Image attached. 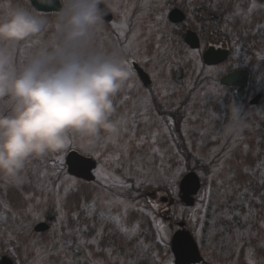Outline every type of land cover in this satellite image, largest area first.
<instances>
[{"label": "clouds", "instance_id": "clouds-1", "mask_svg": "<svg viewBox=\"0 0 264 264\" xmlns=\"http://www.w3.org/2000/svg\"><path fill=\"white\" fill-rule=\"evenodd\" d=\"M37 2L59 5L54 28L46 16L11 0L0 13V181L11 185L22 182L29 159L65 151L74 142L89 151L101 137L106 142L118 137L124 120L113 98L132 75L123 50L95 43L119 0ZM38 38L19 61L20 47ZM227 94L217 89L214 96L220 100ZM223 107L222 134L239 135L246 126L242 106L229 100Z\"/></svg>", "mask_w": 264, "mask_h": 264}, {"label": "rangeland", "instance_id": "rangeland-1", "mask_svg": "<svg viewBox=\"0 0 264 264\" xmlns=\"http://www.w3.org/2000/svg\"><path fill=\"white\" fill-rule=\"evenodd\" d=\"M127 0H119L121 6L126 2ZM250 1L249 10L256 9L257 7L261 6L260 4H263L264 6V0H260L261 3L257 4L259 2L258 0H248ZM155 0H137V3L132 6V2L127 6V9H123L124 12H127V14H124L122 11L121 16L116 22H111V27L114 31H111L113 34H117V36L121 37L123 41H126L125 44L127 47L117 46V48L124 51V57L125 55L127 58L130 57H136L140 58L141 56V50L137 46H135L132 41L136 44V41L141 40V36L139 33L138 25L135 23L138 20H140L141 27L145 30H152V28L160 31H165L166 27L161 25V18L159 17V13H155V11L152 8L153 3ZM214 5V4H212ZM236 6V5H235ZM239 6H236L235 8H238ZM118 14V12H116ZM142 17L140 14H142ZM42 15L48 14V13H41ZM51 14V13H50ZM52 17L53 15H49ZM141 17V18H140ZM123 18H127L128 23L123 22ZM227 18V16L225 17ZM224 18V19H225ZM223 19V20H224ZM223 24H225V21H223ZM152 27V28H151ZM102 27H100L101 29ZM216 28H219V25H216ZM221 28V26H220ZM99 29V30H100ZM138 29V31H137ZM98 30V31H99ZM109 31V29H107ZM132 39V41H131ZM112 40H115V38H110L107 40L108 42L114 43ZM30 42H28L29 44ZM112 43L110 44L109 50L112 49ZM139 43V42H138ZM235 43H233L234 46ZM168 44L163 46L164 53L158 52V49L155 47L154 52L151 54L152 57L159 56L158 58H161V63H164L166 65V68H169L170 64L174 63L175 67H180V65L183 67L181 70L183 72V78L182 83L184 84L186 88V93L188 100V104H192L193 100L199 101L198 98V91L197 89L200 88V94L202 97L203 102L210 101L213 98V92H215V88L211 85L215 83V79L219 77L218 73H221L222 69L221 67H204V65L199 61L200 59V51H191L186 53V59L190 60V64H185V61L176 59L175 61L168 62V64L164 61L166 58L164 54L166 55H173L172 51H182L184 49L183 45L177 44V45H170ZM127 48V49H126ZM184 51V50H183ZM196 52V53H195ZM143 53H147L143 49ZM158 53V54H157ZM27 51L23 48L21 55L17 56L18 60L21 61L23 57L27 55ZM199 56V57H198ZM248 57L241 55V51L239 50V46L235 48V51L233 52V55L231 56L230 61H228L226 64L227 66L235 64H244L248 63ZM189 63V62H188ZM211 84V85H208ZM242 118L252 114V111L244 108H242ZM187 111L189 112V105L187 108ZM129 115V114H128ZM127 115V116H128ZM133 116V121H124L128 124L124 125H131L135 129L134 123V117L135 114H131ZM127 131V127H124L123 133L124 135H119L118 137L112 139L111 141H105L103 138L101 139V144L98 145V152H101L102 149L108 147L109 148L105 151V156H101L100 154H96L94 149L89 150V152L94 153L92 156L96 158L97 166L96 169L93 171L95 174V181L94 185H91L93 187H100L97 188V196H104L107 199L111 198L112 203L110 205H104L98 208L97 212H92V208L97 206V202L91 203L84 201L79 206L81 207L79 211L70 210L67 211V208H65L63 202L64 197L61 198V200H58L57 198H53L51 201L52 207H47L46 205H42V207L36 209V212L31 213L30 221H33V224L37 221H41L43 218V213L47 208H50L54 212V219L51 222V225L49 227L48 233H53V237L50 239V245L49 247H55L53 248L54 251L46 250L37 254L36 253V259L35 261L31 260V258H26L25 256H21V254H16L15 260L17 264H57L56 261H51L50 259V252H59L60 259L62 261H59L61 264H75L77 261L83 263V264H106L105 262L101 261L100 259H95L91 257L90 251L88 249V246H93L95 251H99V236H100V227L103 224L111 223L116 230H118L119 235L122 236V234L129 238L136 234L138 231V225H132L129 226V223H123L121 222L125 216V214L132 208V207H138L141 211H146L149 216L152 218L154 226L156 228L158 238L161 240V242L169 243V240L176 229L170 228L168 226V222L163 220L162 213L167 212L168 215H171L173 220L180 218L183 221H186V229H188L194 236H196L199 241H201L200 246L202 245L203 248L209 247V250H206V256L207 259L210 260L212 252H216L214 248L219 246H222L224 249L222 251L224 252H230L231 249L233 251H238L239 247L242 245L241 240L248 235L250 232V228L248 227L247 221L249 219L248 215L250 213V207L248 204L245 205L246 212L248 213L246 216H242L240 220L236 223L237 225L235 227H230L231 229L227 228V226L223 227V234H220V230L222 229L218 225H220L221 219L230 220L231 214L230 212H221L217 213L215 210V206L212 203L211 200V193L207 192V183L211 181L212 177L216 174V172L219 170L221 165V159L219 162L212 163V166L210 165L209 171L206 173L200 171V174L204 175V187L201 192H199L196 195V202L193 207L186 208L180 205L179 201H177V182L180 178L179 175H181V169L189 168L192 166H195V160H200L202 162L203 157L200 153H197L196 155H191V152L188 148L189 143L187 141L186 146V157L185 159H182L180 161V166L176 165V168L171 171H162L160 167L153 169L151 165L149 164L151 158L153 157V152H151L144 161L142 162H133L135 159H132L131 162L122 160H119V154L121 151V154H126L127 151L131 149V146L129 145V142H132L131 140L134 138L133 135H125V132ZM133 129L129 130V133L132 132ZM155 131L153 135L151 136L152 140L155 136ZM205 138L208 136L205 135ZM239 136L233 135L230 136V139H228L227 142L222 144L223 149V159L228 155V149L233 142L235 141ZM123 140L122 142H118V140ZM223 140H221L222 142ZM76 142H74L71 146H74ZM121 143V144H119ZM133 143V142H132ZM112 145V146H110ZM71 146L62 152L57 153L55 156H50L47 158L48 162L45 167H42V171H38L40 180L38 181L41 183L44 180V177H46L48 174H57L60 171V179L56 183V187L58 189L61 187L62 195H65L66 193L70 192L75 187V181L71 176H69L66 173V169L64 166V156L68 150L71 149ZM77 147V146H76ZM79 152L83 154H87L89 152H86L84 150H81L79 147H77ZM206 153V152H205ZM227 154V155H226ZM159 161L162 160V153H159ZM219 157L217 158V160ZM136 160H140L137 158ZM185 160V161H184ZM263 160V159H261ZM29 161V160H28ZM207 161H209V158L207 157ZM212 162V161H211ZM209 161V164L211 163ZM111 165V166H110ZM31 166L34 170L38 169L35 167L34 163H31ZM115 168L125 170V173H133V175H122L117 174V172L114 170ZM195 170V169H194ZM47 173V174H46ZM264 175V161L260 162L257 167L254 169V178L256 180L260 179ZM101 177H104V179H101ZM163 177L165 182L163 181ZM161 178V179H160ZM147 184H151L153 186H149L151 189H149ZM160 184H166L164 186L165 192L161 194H166L171 196L174 199L173 204L168 203H161L158 199L151 200L147 197L146 191L144 190V187H146V190H156ZM130 186H133L134 188L130 189L132 196H128L125 194L126 198L119 194V192H123L125 189L127 191V188ZM139 187V188H137ZM154 187V188H153ZM107 191L104 192V190ZM141 190H138L140 189ZM129 190V191H130ZM248 189H246L247 191ZM125 193V192H124ZM63 201V202H62ZM120 205V207H119ZM78 206V207H79ZM120 208V209H119ZM77 209V208H76ZM73 211V212H72ZM239 214V213H238ZM0 222L4 221V217L2 214V211L0 212ZM126 215L125 217H127ZM220 216V217H219ZM88 218V221H86L84 218ZM71 220V225L73 223V226L68 227V220ZM176 221V220H175ZM249 221V220H248ZM29 222V223H31ZM104 222V223H103ZM101 225V226H100ZM233 225V223H232ZM231 225V226H232ZM62 226H66L64 230L62 229ZM88 230H93L92 237H86V232ZM243 228V229H241ZM122 233V234H121ZM227 233V234H226ZM56 234V235H54ZM218 234L217 237V243L214 242L213 236ZM229 234V236H228ZM96 238H95V237ZM94 237V238H93ZM162 238V239H161ZM96 240L95 243H89V241ZM99 239V240H98ZM235 241V242H234ZM228 242H233V245H231L230 249L226 250L227 245H229ZM236 248V249H235ZM147 247L145 246V250ZM10 254L12 256L10 248L8 249ZM144 250V251H145ZM46 252V257H45ZM108 251H105V254H107ZM251 253L252 249L247 250V255L250 257L248 259V262L251 263ZM68 256V258H67ZM141 256V255H140ZM122 258V256H117V258ZM13 258V257H12ZM114 259V261H115ZM125 261H122L120 259L119 264H127L129 261L126 260V257H124ZM75 260H77L75 262ZM64 262V263H63ZM172 262V259L170 260ZM199 264H205V263H199Z\"/></svg>", "mask_w": 264, "mask_h": 264}, {"label": "trees", "instance_id": "trees-1", "mask_svg": "<svg viewBox=\"0 0 264 264\" xmlns=\"http://www.w3.org/2000/svg\"><path fill=\"white\" fill-rule=\"evenodd\" d=\"M210 1L214 4L213 6H216V8L225 15V17L227 16V18L224 19L225 24L222 23L223 25L221 28L218 30L215 29L214 32H212L210 41L228 47L230 50L229 59L233 55L235 48L239 46L241 55L252 59L250 64L247 65V67L251 69L252 82L264 80L263 4H260L261 6L256 9L249 10L251 2L248 0ZM258 1L257 4L261 3L260 0ZM9 2L10 0H0V13L8 8ZM11 2L13 4H23L25 7L34 11L28 0H11ZM235 5L239 7L235 8ZM36 13L42 15L41 13ZM55 14L56 13L54 12L42 15L49 19L50 28L55 27ZM49 15L53 16L50 17ZM113 42L114 43L101 41L98 35L95 37V43L97 46L107 50H109L111 43L112 49L117 48L115 40H113ZM233 43H235L234 46ZM38 44L39 38L30 41L29 44L27 43L26 45L21 46L17 56H22L21 52L23 48L29 53ZM23 59L24 57L21 61ZM262 93L264 96V88ZM198 96H201L200 88H198ZM262 98V105H264V97ZM196 105L197 109L200 110V101H198ZM209 106L210 103L203 104L205 110ZM257 118L261 125L264 124V117ZM151 126L154 130L157 129L158 125L155 120L151 119ZM120 135H124V133H121ZM152 135L153 133H151L148 138L151 139ZM160 137V140L157 139L155 142L149 140V144H146V146L149 147V150H153L154 145H156L164 156V165L161 166L166 170H170L175 165L179 164L178 158L176 159V157H174L175 148L173 145H166L164 138L162 136ZM263 137L264 129L258 130L252 126L248 130L247 147H236L233 154H231L228 157V160L224 162L223 171L220 170L221 172L219 171L217 175L220 184H217L218 187L214 194H211L214 198L217 213L230 212L231 214L230 220H220V225H218L222 228L219 231L220 234L223 233L222 226H227V228H229L233 223L235 227L240 218L248 214L245 209L246 204L250 207V213L248 215L249 221H245L250 228V232L241 240L242 245L236 252L233 251V249H231L230 252H224L222 251L224 248L217 244L218 247L214 248L216 252L210 253V260L207 259L206 256V250H209V247L203 248L201 245L200 247L205 257L203 263L205 264H261V262H264V175L258 180L254 178V169L260 162L264 161V142H259ZM99 144H101L100 138L94 147V151L96 154L98 153L101 156H105V151L107 149H102L101 152H98V150L101 149H98ZM76 146L79 147L78 143L71 146V149L79 150ZM106 154H108V152ZM55 155H57V153L26 161L22 173V182L19 185H11L0 181V212L2 211L3 216L5 215L4 221L0 222V253L2 251L9 253L10 251L8 249L10 248L11 252H15L12 253L13 259H15L16 254H21V256L31 258V260L35 261L36 251L37 254L40 253V251H54L53 248L55 247H49V242L51 237H53L54 232L47 234V230L42 233H35L32 230L33 221H30L31 213L36 212V209L42 207L43 204L47 207H52L50 200H53V198L61 200L64 196V202H62L65 208H67V211H78V209L81 208L79 205L84 201L88 202L89 200H92L93 196L97 193L96 188H100L91 186L94 185V181L87 182L81 179H74L76 184L75 187L70 192L62 195L61 187L59 189L56 187V183L60 179V171L57 174H48L44 177V180L39 183L38 181L40 178L38 171H42V167L47 165L48 157H53ZM155 158L157 160V154H155ZM31 163H34L35 167L38 169L34 170ZM167 165L170 168L167 167ZM164 181L163 178L162 182ZM246 189L248 190L246 191ZM97 198H99L100 201L106 199L104 196H98ZM132 212L134 213H132L131 216L128 215V220L133 221L138 225L137 236L131 240L123 239V237H120L117 233L118 236L115 235V238L110 237V225H107L106 232L108 234L104 242L108 253L102 254V260L106 261L107 264H119L120 259L123 258L122 261H125L124 257H126V260L129 261L127 264H165L167 257L170 256L168 244L161 242L158 238L156 228L154 227L151 218L145 212L140 210H134ZM71 222L72 221L69 219L68 227L73 226V223L71 225ZM63 227L66 228V226H62V229L60 228V230L63 231ZM85 234L86 237H91L93 230H88ZM217 237L218 234L213 236L215 243H217ZM199 242L201 244V241ZM228 243L229 245H227L226 250L230 249L231 245H233V242ZM145 246L147 247L146 250ZM248 249H252L250 255L252 260L251 263L248 262V259L250 258L247 255ZM119 253H121L122 258L115 259ZM59 254V252H50V260L56 261L57 264H61L59 261L62 260L60 259ZM95 255L100 257L98 254ZM76 261L77 260H75V262ZM77 262L75 264H77Z\"/></svg>", "mask_w": 264, "mask_h": 264}, {"label": "flooded vegetation", "instance_id": "flooded-vegetation-1", "mask_svg": "<svg viewBox=\"0 0 264 264\" xmlns=\"http://www.w3.org/2000/svg\"><path fill=\"white\" fill-rule=\"evenodd\" d=\"M163 2V0H160ZM167 1V4L165 3ZM163 3H153L152 8L155 13H159V17H163L164 22L166 16L170 9L177 7L184 14L185 19L181 23H167L164 25L167 27L165 31H160L152 28V30H145L141 27V22L138 20L135 22L138 25L139 33L141 36L140 41H136L137 46L141 50L140 58L130 57L124 58V62L130 66L131 77L126 82L125 86L120 90V92L113 98V103L117 111L125 114L121 115L124 121H133V116L135 114L134 123L135 124V134L136 137L132 139L134 144L133 155L137 156L139 153L147 154L149 147L150 138H148L151 133L157 130L156 138L160 140L162 134L166 145H173L175 148V154L177 153L179 159H185L186 157V146L187 141H195L203 136L204 129L208 125L207 122H203V113L197 109L196 103L188 104L190 102L187 97L186 88L180 80V83L175 81V73H170V66L166 68L164 63H161V58L159 56L152 57L151 54L154 52L155 47L158 52L164 53L163 46L168 44L177 45L181 44L186 46L183 40V32L190 29L196 33L199 38V48L201 46H209L212 42H209L211 33L215 30L217 21L221 20L215 18L213 13H218L215 7H210L208 2L203 0H165ZM132 6L137 3V0H131ZM165 3V4H164ZM189 14V18L187 14ZM220 14V13H219ZM141 18V17H140ZM215 18V20H214ZM126 23L128 21L126 20ZM138 31V29H137ZM206 43L203 41L202 37ZM120 46L125 45L127 42L123 41L121 37H118ZM139 42V43H138ZM206 43V44H205ZM198 48V49H199ZM143 49L147 52L143 53ZM197 50V49H190ZM158 54V53H157ZM166 57V54H164ZM165 62L168 64L171 61L168 58H164ZM137 63L148 75L150 82L144 84L138 74L136 73L133 63ZM170 63V62H169ZM177 69L175 72H177ZM224 75V74H223ZM221 75L215 81V90L217 89H227L228 94L220 100H216L213 92L214 102L216 103L215 113L212 115L211 124L213 130L211 134H217L218 140L225 139L222 134V113L224 111V105H226L229 100L234 97L235 86H223L219 83ZM149 85V88L147 87ZM256 83L248 80V89L246 93V105L244 108L253 111L259 109L258 106L249 105L248 99L256 93H253ZM194 101V100H193ZM189 105V112L187 111ZM193 109H196L193 114ZM130 116H127V115ZM207 118V117H206ZM151 119L155 120L158 127L154 130L151 126ZM124 124H128L124 122ZM154 130V131H150ZM260 142H264V138L260 139ZM185 161V160H184ZM182 171H185L182 170Z\"/></svg>", "mask_w": 264, "mask_h": 264}, {"label": "water", "instance_id": "water-1", "mask_svg": "<svg viewBox=\"0 0 264 264\" xmlns=\"http://www.w3.org/2000/svg\"><path fill=\"white\" fill-rule=\"evenodd\" d=\"M31 5L38 11H57L59 5L53 6H45L41 5L37 2V0H30ZM177 10H172L169 14V17L172 20H179L181 16H176ZM105 20L111 19V13L104 17ZM185 41L191 47H197V37L196 35L187 30L184 32ZM228 54V50L222 48H214L212 46L208 47L202 54V60L205 64L212 65L217 64L223 61ZM137 67V66H136ZM138 73L141 76V79L145 81L143 78L145 74L138 69ZM143 74L144 76H142ZM179 74V73H177ZM248 77V71L246 70H237L228 73L224 77L221 78V83L232 85V84H241L243 88L240 92H237L235 95L236 99H243L245 96L246 90V79ZM242 93V95L240 94ZM244 94V95H243ZM259 95L254 97L251 100V103L257 102ZM65 164L67 166V172L73 176L78 178H82L84 180H92L94 178L91 170L95 167V162L88 157H85L79 154L76 151H69L65 156ZM200 186L199 178L194 172H189L185 176H183L179 182V192L178 196L181 199L182 204L184 205H192L193 204V197L198 188ZM151 198H155L156 195L154 193H149ZM162 201H166L165 197L160 198ZM53 214L50 211L46 212V218L51 219ZM183 222H180L179 225L183 226ZM47 228V224L45 222H39L34 226L35 231H43ZM171 249L174 253V264H190L195 263L201 260L200 253L198 251V247L190 234L185 230H178L174 233L172 240H171ZM0 264H14L13 261L9 258L7 254H1L0 256Z\"/></svg>", "mask_w": 264, "mask_h": 264}, {"label": "snow or ice", "instance_id": "snow-or-ice-1", "mask_svg": "<svg viewBox=\"0 0 264 264\" xmlns=\"http://www.w3.org/2000/svg\"><path fill=\"white\" fill-rule=\"evenodd\" d=\"M129 68H130V66H129ZM101 179H104V177H101ZM162 239V238H161ZM96 242V240L94 239L93 241H89V243H95ZM261 264H264V262H261Z\"/></svg>", "mask_w": 264, "mask_h": 264}, {"label": "bare ground", "instance_id": "bare-ground-1", "mask_svg": "<svg viewBox=\"0 0 264 264\" xmlns=\"http://www.w3.org/2000/svg\"><path fill=\"white\" fill-rule=\"evenodd\" d=\"M119 11H120V13H122L123 10H119ZM123 12H124V11H123ZM124 14H126V12H124Z\"/></svg>", "mask_w": 264, "mask_h": 264}]
</instances>
